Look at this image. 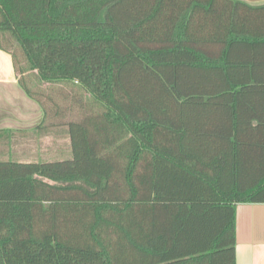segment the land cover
<instances>
[{
    "label": "trees",
    "instance_id": "1",
    "mask_svg": "<svg viewBox=\"0 0 264 264\" xmlns=\"http://www.w3.org/2000/svg\"><path fill=\"white\" fill-rule=\"evenodd\" d=\"M0 50L72 151L0 162V264H236V208L264 204V5L0 0Z\"/></svg>",
    "mask_w": 264,
    "mask_h": 264
},
{
    "label": "crops",
    "instance_id": "2",
    "mask_svg": "<svg viewBox=\"0 0 264 264\" xmlns=\"http://www.w3.org/2000/svg\"><path fill=\"white\" fill-rule=\"evenodd\" d=\"M235 1L253 7L264 5V0ZM19 79L12 59L0 50V162L29 164L70 159L72 151L67 128L45 123L44 109L26 94ZM63 134L67 136L65 145L59 139ZM51 137L49 144L44 143ZM33 138L37 140L34 142L36 148L32 145L20 151L13 148V143L19 139ZM235 228L236 264H264V204H239Z\"/></svg>",
    "mask_w": 264,
    "mask_h": 264
},
{
    "label": "rangeland",
    "instance_id": "3",
    "mask_svg": "<svg viewBox=\"0 0 264 264\" xmlns=\"http://www.w3.org/2000/svg\"><path fill=\"white\" fill-rule=\"evenodd\" d=\"M17 52H19L18 50H17ZM31 76V75H30ZM30 76H28V77H30ZM31 78H32V76H31ZM31 78H30V80H29V85H30V87H33V84H35L34 83V81L33 80H31ZM54 95H51L50 93L48 94V97H53V99L55 100V102H60V103H65V102H63V96L61 95V93H62V91H60L59 90V88L57 89V90H55V91H53L52 92ZM55 97V98H54ZM65 98V97H64ZM66 99V98H65ZM46 101V100H45ZM64 101H66V100H64ZM46 103H47V107H51V104L49 103V102H47L46 101ZM66 105H70V104H66ZM16 137V136H15ZM51 139H53L52 137L51 138H48V139H46L45 141H44V143H50L51 142ZM59 139L61 140V143H64V145H65V143H66V141H67V136L66 135H61L60 137H59ZM15 141V140H14ZM35 141H37V140H35L34 138L33 139H31V140H18V142H16V143H13V148L15 149V151H20V150H22L24 147H26V146H28V145H32L33 147H35L36 146V143H34ZM36 148V147H35ZM34 149V148H33ZM8 150V149H7ZM35 150V149H34Z\"/></svg>",
    "mask_w": 264,
    "mask_h": 264
}]
</instances>
